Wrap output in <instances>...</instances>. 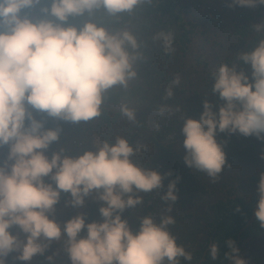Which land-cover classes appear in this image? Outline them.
<instances>
[{"label":"clouds","instance_id":"obj_1","mask_svg":"<svg viewBox=\"0 0 264 264\" xmlns=\"http://www.w3.org/2000/svg\"><path fill=\"white\" fill-rule=\"evenodd\" d=\"M142 2L51 0L50 8L40 7L39 17L32 18L25 10L35 9L41 0H0V147L8 146L7 159L0 164V264H6L11 253H18L21 264H31L53 242H63L71 264L192 261V253L171 230L176 224L171 213L179 199V178L170 180L161 194L163 181L172 173L162 175L137 163L134 157L143 146H134L123 136L95 142V151L72 156L59 148L49 157L46 153L59 143L61 129L45 127L35 115L74 124L88 122L102 114L105 92L128 87L137 77L141 58L136 37L128 31L110 33L91 21L78 28L69 19L90 15L100 7L111 15L132 13ZM257 5H264V0H230L228 6ZM254 27L264 34V23ZM153 39L161 43L165 55L174 51L172 32H159ZM241 64L250 65L251 77L238 71ZM209 77L215 101L203 99L199 119L184 118L181 132L185 165L216 181L231 168L216 139L218 132L255 136L264 142V35L250 51L213 68ZM180 83L176 77L165 89V97L172 98ZM165 111L167 106H162L161 114ZM121 112L135 121L131 108L124 105ZM260 158L264 160V152ZM150 193L160 196L165 212L158 222L150 213L138 216L139 227L134 230L123 213L139 209ZM62 194L70 196L65 206L74 209L83 208L91 197L100 204L101 220L89 223L81 212L58 222L55 212ZM257 194L253 214L264 229V172L259 174ZM13 227L23 239L10 231ZM226 244L230 251L224 253L225 260L247 264L235 241ZM208 250L213 261L219 258L217 242H211Z\"/></svg>","mask_w":264,"mask_h":264},{"label":"trees","instance_id":"obj_2","mask_svg":"<svg viewBox=\"0 0 264 264\" xmlns=\"http://www.w3.org/2000/svg\"><path fill=\"white\" fill-rule=\"evenodd\" d=\"M183 1L151 0V3H148L145 0L132 13H121L118 15H111L103 7H100L95 9L90 15L86 12L80 17H70L69 23L81 28L84 23L91 21L104 27L111 33L124 31L136 21H162L165 18L180 22L183 19L182 14L186 9ZM45 6L50 8L51 0H41L40 5L35 9L25 10V12L32 18H38L39 8ZM260 7L258 5V8ZM181 26L185 30L182 38H184L183 44H185L184 49H186L187 44L191 42L192 34H195L194 27H198L199 24L195 26L193 24L194 27L190 30H187L184 24H181ZM235 33L238 36L235 50L231 56L224 58L221 63L236 60L240 53L250 51L251 47L261 38V35L255 31L253 25L237 26ZM251 33H254V35L252 39H248ZM239 70H244L248 75H251L250 65L241 64L238 66ZM207 72L210 73L208 69ZM209 73L203 83L205 90L208 89L211 92L212 81L210 80ZM164 77L165 80L161 77L157 78L155 74L153 75L151 80L155 81L156 79L157 87L151 88V86H146L141 83H132L127 88L115 86L108 90L103 94L104 103L101 107L102 114L90 122L95 124L96 130H115L121 126L124 118L121 107L126 105L134 110L136 114L134 125H130L127 130H130L133 134H136L137 131L147 134L149 144L158 152L157 155H152L149 150L146 152L143 150L140 154L144 159L138 160L134 157L135 161L144 167L155 168L162 175L169 172L172 173L171 176L166 177L163 181L164 188L161 190V194L167 190V185L170 180H177L179 178L177 181V195L179 199L171 214L177 219L174 233H179V237L177 238L179 244L184 245L193 255L190 264H231L230 261L224 259V253L230 251L226 241H235L236 246L242 251L248 246L244 248L246 243L249 241H257L264 236V229L259 227L253 214V205L258 200L257 184L259 174L264 172V165L259 172L250 175L248 181L243 179V176L246 175L245 171L241 172L243 176L239 175L240 171H236L230 177L236 175L235 177L239 181H232L230 183L225 181L221 185L208 180L205 173L189 169L184 163L186 153L183 148V135L181 132L183 120L184 118L198 120L203 111V99L207 98L215 101L216 98L212 95L202 94V91L198 87L196 88L197 90H189L185 85L176 87L174 96L172 98H166L165 89L174 79L169 75H165ZM198 101L199 104H196ZM219 103H223V101H219ZM162 106H167L168 108V111L162 114L164 115V119L160 118V108ZM46 126H50V122ZM63 127L60 124L58 126L53 124L52 127L61 129L60 140L66 135ZM74 133L78 134L75 131ZM88 135L90 136L92 133L88 132ZM216 139L224 147L227 155V163L233 159L241 158L244 155L252 157L253 162L257 164L262 162L258 154H261V147L264 146V142L258 140L255 136L246 138L239 134L229 135L218 132ZM128 140L131 144H135L134 139H132L133 142L130 139ZM81 142L90 145L88 143L89 141L85 139L83 141L81 140ZM62 144L63 147L61 148H64L67 154H75V152L70 151L71 149L68 146L69 140H66ZM7 155L8 148L0 147V164L4 163ZM69 199L70 196L62 194L60 203L56 208L65 205V202ZM195 205L207 206L206 214L208 215V220L205 223H201L202 229L196 227V213L192 209ZM99 207L100 205L90 206L88 218L91 221L101 220L98 211ZM161 208L165 211L166 205L160 201V196L156 193H150L144 196V204L139 209H128L123 213V217L129 220V223L133 225L135 230L139 227L138 216L150 213L155 217ZM237 208L239 211H236ZM15 229L20 232L18 228L15 227ZM10 231L15 234L14 230ZM213 241L217 242L221 248L219 258L215 261L211 259L208 250L209 244ZM50 247L44 255H38L39 264H69L65 261L59 263V257L56 259L52 258L49 261L47 258L49 256L52 257ZM63 255L64 257L67 256L65 251ZM15 260V258L11 260L12 264H21L20 261ZM182 264H188V262H182ZM247 264L252 263L247 262Z\"/></svg>","mask_w":264,"mask_h":264},{"label":"rangeland","instance_id":"obj_3","mask_svg":"<svg viewBox=\"0 0 264 264\" xmlns=\"http://www.w3.org/2000/svg\"><path fill=\"white\" fill-rule=\"evenodd\" d=\"M229 3L230 0H184L183 4L186 6V9L182 14L183 19L180 22L164 18L162 21H136L129 25L124 31L132 33L141 46V58L136 64L137 73L139 74L134 80L129 82V85L132 83H141L146 86H151V88L157 87L156 79L155 81L151 80L153 75L155 74L157 78L161 77L163 80H165V75H169L172 76L173 79L179 77L181 81L180 85H185L187 89L197 90L196 88L198 87L200 88V91H202V94L204 93L210 96L211 92L208 91V89L205 90L203 83L209 73L207 72V69L211 71V69L218 66L224 58L232 55L235 50L238 37L235 33L236 27L240 25L255 26L264 23V5H260V8H258V5L252 8L229 7ZM181 24H184L187 30L193 29L192 27L199 24L198 27H194L195 34H192L191 42L187 44L186 49H184V38H182L183 34H185V30ZM159 32L173 33L174 51L171 54L165 55L161 43L153 39V37ZM259 34L261 36L264 35L262 33ZM253 35L254 33H251L248 36V39H252ZM249 76L251 77V75ZM196 104H199V101L196 102ZM35 115L37 118L43 120L45 125L50 122V126H46L47 128H52L53 124L57 126L59 124L64 126V133L66 135L59 141L58 144L53 143L51 145L50 149L46 153L49 157H51L52 152L63 147L62 143L66 140H69L68 146L71 149L70 151L75 152L72 156H77L82 154L84 151H95V142H102L106 140V138L111 141L117 136H123L130 140L134 139L135 144L132 145H142L144 152L149 150L152 155L158 154L157 150H154L149 144V137L147 134H144L141 131H137L136 134H133L130 130H127L130 125H134V122H130L126 116H124L121 126L115 130H96L95 124H92L90 121H82L74 124L71 122L55 120L47 117L46 114ZM161 115L160 118L164 119V115ZM73 130L78 134H75ZM80 130L82 133L79 132ZM88 132H91L92 135L89 136ZM133 135H135L134 138ZM83 139L89 141L88 143H90V145L85 143L83 144L81 142ZM3 147L8 148V146ZM261 149L262 152H264V146L261 147ZM258 155L260 157L261 154L259 153ZM136 159L139 160L144 158L140 154L136 157ZM228 164L231 168H226L216 181H212L208 177L207 179L221 185L225 181H228V183L237 180L239 181V179L235 177L236 175H234V177L230 176L236 171H240L239 175L243 176V173L241 172L245 171L246 175L243 176V179L248 181L250 175L259 172L264 165V160H262L260 164H257L256 162H253L252 157L244 155L241 158L229 161ZM94 205L100 204L91 197L86 198L85 206L83 208L74 209L62 205L56 208L55 219L58 222L63 223L72 216L82 212L86 214L87 222L90 223L92 221L88 218V210L90 206L92 207ZM206 207L207 206L205 205H195L192 207L196 213V227L199 229H202L201 223H205L208 220ZM158 212L159 213L155 216L157 222L159 221L160 215L165 211L161 208ZM175 225L171 227V230L178 238L179 233H174ZM10 230H14L15 234L20 236V239L24 238L23 234L16 231L15 227ZM81 235H86V231ZM245 247V250L240 251V256L242 258L252 264H264V236L257 241H249L246 243L244 248ZM63 248V242H53L50 247L52 258L56 259L59 257V263L65 261L66 263L71 264L68 256L64 257ZM17 255L18 253H11L7 258L6 264H12L11 260L13 258L16 259ZM15 261H17V259ZM31 264H39L38 255L33 258Z\"/></svg>","mask_w":264,"mask_h":264}]
</instances>
